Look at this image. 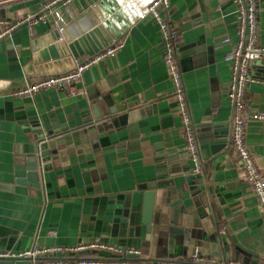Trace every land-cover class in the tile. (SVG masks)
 Instances as JSON below:
<instances>
[{
    "label": "crops",
    "instance_id": "1",
    "mask_svg": "<svg viewBox=\"0 0 264 264\" xmlns=\"http://www.w3.org/2000/svg\"><path fill=\"white\" fill-rule=\"evenodd\" d=\"M46 1L0 0V18L21 20L38 13ZM90 1L52 6L67 20L62 30L70 37L98 23ZM141 1L121 4L125 15L118 21L129 23L111 42L122 41V48L85 70L75 91L65 85L32 96L12 94L58 73H47L48 62L33 57L49 44L45 37L55 28L60 31L53 12L0 37V252H19L34 243L101 242L118 250L138 249L143 259L161 263L190 264L199 253L214 264H264V209L230 146L225 56L236 39L234 4L168 0L162 12L179 29L177 57L198 144L205 130L226 133L220 151L199 148L202 173L195 176L160 29L150 17H138ZM256 1L258 42L264 45V0ZM89 56L80 55L74 63ZM250 73L246 107L262 119H246L245 141L264 175V58L252 64ZM43 136L55 144L41 161L38 182H30L28 165L36 160ZM120 250L84 254L120 257Z\"/></svg>",
    "mask_w": 264,
    "mask_h": 264
},
{
    "label": "built area",
    "instance_id": "2",
    "mask_svg": "<svg viewBox=\"0 0 264 264\" xmlns=\"http://www.w3.org/2000/svg\"><path fill=\"white\" fill-rule=\"evenodd\" d=\"M62 1L67 4L70 0H49L44 3L41 10L21 20L10 22L0 18V37L9 34L13 29L23 23L29 25L41 21L47 13L53 12L57 20L61 19L58 10L52 11L53 5ZM235 7L237 17L236 39L231 50L226 54L225 61L229 66V79L226 83L225 94L231 108L230 119V146L236 158L241 162L246 183L250 186L257 203L264 209V175L257 166L245 141L246 119H262L259 113H251L246 107V89L253 81L250 67L256 61L264 58V45L258 42V18L256 0H231ZM168 7V0H151L145 10L138 15L140 19L150 17L159 26L163 60L167 66L173 84V96L176 99L177 111L181 119L184 140L192 161L191 172L195 176L202 173V160L199 144L191 119L190 109L182 79V71L177 57L179 45V29L170 23L167 16L162 14ZM229 41L228 39L224 40ZM122 48V41L115 40L93 55L77 61L71 69L48 74L34 82L14 90L16 96H32L41 89H60L65 85L75 91L74 83L80 80L83 72L97 62L113 57ZM107 250L118 253L116 246L101 242L76 247L46 246L40 247L36 243L19 252H0V264H172L161 263L143 259L138 249H121L120 257H104L101 255L84 254L85 251ZM190 264H214L213 258H207L194 253ZM25 263H21V262Z\"/></svg>",
    "mask_w": 264,
    "mask_h": 264
},
{
    "label": "water",
    "instance_id": "3",
    "mask_svg": "<svg viewBox=\"0 0 264 264\" xmlns=\"http://www.w3.org/2000/svg\"><path fill=\"white\" fill-rule=\"evenodd\" d=\"M93 0L90 1L91 10L93 11L96 18L98 19V23L95 24L93 27L88 29L84 33V35H78L77 37H70L67 33L63 32L62 27L65 21L64 18H61L58 20V23H60V31L59 27L58 29L55 28L53 30V33H50L49 36L46 38L45 41L49 43L46 48H43L39 53L34 54V61H42L48 64L46 66H49L48 72H63L66 69L74 67V58H77L80 55L86 54V55H93L97 51L101 50L105 46L109 45V43L112 41V39L117 38L120 33L123 32V30L128 26L118 21V16L123 17L125 15L123 13V10L125 7L121 8V4L125 2H114V0ZM148 0H143L140 3V10L138 11V15L141 11L145 10L146 6L149 2ZM127 2V1H126ZM98 4V5H97ZM99 5L102 7L100 8ZM86 8V7H85ZM114 26V27H113ZM62 37V39H61ZM53 41L55 39L60 40L58 44H53ZM97 38L100 40V42L97 41ZM60 45V46H59ZM36 49V48H35ZM53 62V63H51ZM53 66V67H52ZM54 69H52V68ZM113 111L112 109L110 110ZM95 117H98L95 115ZM204 141L200 143L199 148L201 151H206L207 153H216L220 151L223 146L225 145L226 141V133L221 131H216L214 129H209L203 131L202 135ZM51 136H43L37 141V150H36V160L33 159L29 162L28 165V173H27V180L32 182H38L39 175L41 173L40 171V165L41 161L45 160L49 157V150L48 147L53 146L55 142L50 139ZM57 143V142H56ZM191 172V171H190ZM191 179H195L194 176L189 177ZM38 184V183H36ZM152 208V200L150 198L149 202L146 204L145 207V213L146 219L145 221L149 220V215ZM147 224H150L149 222H146ZM149 231H151V227H148ZM3 260H0V263H2ZM25 263V262H21Z\"/></svg>",
    "mask_w": 264,
    "mask_h": 264
}]
</instances>
